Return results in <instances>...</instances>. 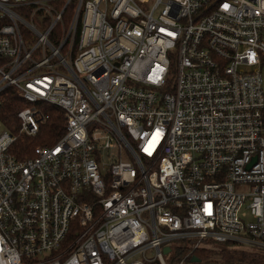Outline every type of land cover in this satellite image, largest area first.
<instances>
[{
  "label": "built area",
  "instance_id": "obj_1",
  "mask_svg": "<svg viewBox=\"0 0 264 264\" xmlns=\"http://www.w3.org/2000/svg\"><path fill=\"white\" fill-rule=\"evenodd\" d=\"M11 88L0 264L264 255V0H0V107ZM44 106L63 133L20 161Z\"/></svg>",
  "mask_w": 264,
  "mask_h": 264
},
{
  "label": "trees",
  "instance_id": "obj_2",
  "mask_svg": "<svg viewBox=\"0 0 264 264\" xmlns=\"http://www.w3.org/2000/svg\"><path fill=\"white\" fill-rule=\"evenodd\" d=\"M27 107L14 89H7L1 96L0 123L10 133L18 129L17 112ZM48 120L40 125L35 138L18 136L11 147L12 154L20 161L30 158L37 146H49L57 142L63 133L62 111L52 106H44ZM185 251H175L176 260L183 257ZM194 255L201 264H264V255L244 250L229 249L226 246H213L197 250ZM189 263V262H188ZM157 264V263H153Z\"/></svg>",
  "mask_w": 264,
  "mask_h": 264
},
{
  "label": "rangeland",
  "instance_id": "obj_3",
  "mask_svg": "<svg viewBox=\"0 0 264 264\" xmlns=\"http://www.w3.org/2000/svg\"><path fill=\"white\" fill-rule=\"evenodd\" d=\"M170 78L172 79V80H174V78H175V73L172 71V72H170ZM4 129H3V127H1V129H0V131H3ZM228 248L229 249H234V250H241L242 248L240 247V246H235V245H231V246H228ZM171 254H165L164 255V258L166 259V260H169L170 258H171ZM154 262H151L150 264H153ZM188 264H190V263H188Z\"/></svg>",
  "mask_w": 264,
  "mask_h": 264
},
{
  "label": "water",
  "instance_id": "obj_4",
  "mask_svg": "<svg viewBox=\"0 0 264 264\" xmlns=\"http://www.w3.org/2000/svg\"><path fill=\"white\" fill-rule=\"evenodd\" d=\"M163 252L164 253H168L169 252V248L168 247H166V248H164L163 249ZM190 264H201L200 263V260L196 257V256H193L191 259H190Z\"/></svg>",
  "mask_w": 264,
  "mask_h": 264
}]
</instances>
